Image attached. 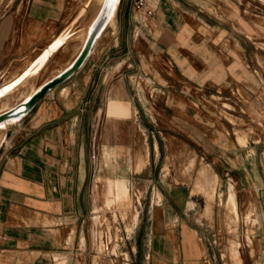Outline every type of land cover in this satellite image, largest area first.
<instances>
[{
    "label": "crops",
    "instance_id": "obj_1",
    "mask_svg": "<svg viewBox=\"0 0 264 264\" xmlns=\"http://www.w3.org/2000/svg\"><path fill=\"white\" fill-rule=\"evenodd\" d=\"M67 1L28 0L1 20L0 72L35 55L0 89L71 26L83 4L69 20ZM134 1L119 0L112 25L69 80L44 95L22 120L0 129V264H57L56 255L59 264L67 259L63 253L82 246L87 215L99 204L95 176L125 177L130 184L147 169L134 170L142 145L136 128L142 127L147 104L171 112L179 127L205 129V88L244 83V78L255 84L248 70L253 57L247 39L253 35L243 37L245 29L255 30L239 16H256L253 2L264 5V0H148L154 9L149 17L136 11ZM79 24L72 33L83 27ZM81 48L80 40L75 56L48 80ZM20 87L0 100L9 101L0 104V114L16 106L11 96ZM121 103L128 106V116L120 112ZM212 135L224 155L220 146L230 144L228 136ZM107 150L117 155L106 158ZM152 225L154 264H201L204 249L188 216L164 215Z\"/></svg>",
    "mask_w": 264,
    "mask_h": 264
},
{
    "label": "rangeland",
    "instance_id": "obj_2",
    "mask_svg": "<svg viewBox=\"0 0 264 264\" xmlns=\"http://www.w3.org/2000/svg\"><path fill=\"white\" fill-rule=\"evenodd\" d=\"M27 1L0 0V22ZM83 1H67L69 20L87 2ZM100 6L95 0L80 21L83 27L79 34L74 33L80 37L65 48V53L61 51L39 77L28 79L12 94V106L75 56ZM253 8L256 16L242 12L239 19H247L245 23L255 30L244 28L243 35H253L252 40L247 39L253 57L248 70L255 76V84L240 78L244 83L234 81L235 87L205 88V129L179 127L171 112H161L156 103L147 104L141 112L142 127L136 128L142 145L135 154L134 170L141 171L145 165L147 169L130 184L125 177L95 176L99 204L87 215L82 246L63 253L67 259L59 264H154L152 221L164 215L188 216L194 222L204 249L201 264H264V5L256 1ZM34 55L24 59V65ZM21 64L7 65L8 69L0 72V86ZM246 64L240 69L244 71ZM142 85L148 88L145 82ZM236 87L240 96H236ZM120 110L123 115L130 114L122 103ZM211 135L220 139L228 136L230 144L220 146L224 155L214 144L219 140ZM105 152L106 158L117 155L116 150ZM91 155L92 159L93 152ZM231 196L236 212L230 210ZM57 259L56 255L58 264Z\"/></svg>",
    "mask_w": 264,
    "mask_h": 264
},
{
    "label": "water",
    "instance_id": "obj_3",
    "mask_svg": "<svg viewBox=\"0 0 264 264\" xmlns=\"http://www.w3.org/2000/svg\"><path fill=\"white\" fill-rule=\"evenodd\" d=\"M117 0H106L96 19L94 20L87 40L74 61L61 73L45 82L29 99L21 102L12 109L0 114V124L11 118L22 120L37 105L39 100L49 91L69 80L85 63L90 56L97 40L102 35L113 15Z\"/></svg>",
    "mask_w": 264,
    "mask_h": 264
},
{
    "label": "bare ground",
    "instance_id": "obj_4",
    "mask_svg": "<svg viewBox=\"0 0 264 264\" xmlns=\"http://www.w3.org/2000/svg\"><path fill=\"white\" fill-rule=\"evenodd\" d=\"M101 2V6L96 14V16L94 17V19L92 21H90V23L88 24V26L86 27L85 29V35H84V42L82 44V47L84 46L86 40H87V37H88V34L90 32V29L92 27V24L94 22V20L96 19L97 15L99 14L100 10L102 9L104 3L106 0H99ZM95 2V0H87V2L84 4V6L82 7V9L80 10V12L76 15L75 19L73 20V23L71 24V26L69 28H67L48 48L47 50L21 75L19 76V78H17L16 80H14L13 82H11L9 85H7L6 87L4 88H1L0 89V100L5 97L7 94H9L10 92L13 91V89H15L16 87H18L20 84L22 85L27 79H31V78H34L36 77L43 69L44 67L47 65V63L56 55V53H58V51L64 47L65 45H68L70 43L73 42V40H76L78 39V35L76 36L74 33L75 30H73L74 33H72V29L73 27H75L77 25L78 20L80 18L83 19V17H85V15L87 14V11L89 10V8L92 6V4ZM119 3V0L116 1V4H115V9L117 7ZM115 9H114V12H113V15L110 19V22L108 23L107 27L112 25V21H113V17L115 15ZM107 27L105 28V30L107 29ZM104 30V31H105ZM103 31V32H104ZM82 49V48H81ZM30 83V82H29ZM30 85V84H29ZM31 86V85H30ZM40 87H38L39 89ZM35 89V88H34ZM32 91V89H31ZM37 91V90H36ZM36 91L32 92L30 95L28 94V97L25 98V100L29 99ZM30 93V92H28ZM24 100V101H25ZM6 102V101H5ZM9 102V101H7ZM6 105L8 103H5ZM15 122H18L17 119L15 118H11L9 119L8 121H3L1 124H0V129H4L7 125L11 124V123H15ZM140 156V155H139ZM219 195L221 196L222 195V192H219ZM232 195V194H231ZM222 199V198H221ZM232 196H231V198ZM160 201V200H159ZM235 202L233 200V203H231V207H230V210L231 211H235Z\"/></svg>",
    "mask_w": 264,
    "mask_h": 264
},
{
    "label": "built area",
    "instance_id": "obj_5",
    "mask_svg": "<svg viewBox=\"0 0 264 264\" xmlns=\"http://www.w3.org/2000/svg\"><path fill=\"white\" fill-rule=\"evenodd\" d=\"M134 7L137 12L143 14L146 17L154 14L153 7L149 4L148 0H135Z\"/></svg>",
    "mask_w": 264,
    "mask_h": 264
}]
</instances>
